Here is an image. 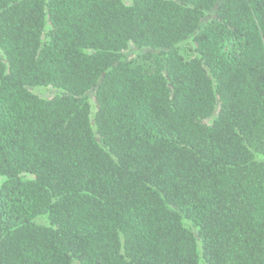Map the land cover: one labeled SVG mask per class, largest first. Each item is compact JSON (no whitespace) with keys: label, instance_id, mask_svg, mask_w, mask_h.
Listing matches in <instances>:
<instances>
[{"label":"trees","instance_id":"1","mask_svg":"<svg viewBox=\"0 0 264 264\" xmlns=\"http://www.w3.org/2000/svg\"><path fill=\"white\" fill-rule=\"evenodd\" d=\"M0 264H264V0H0Z\"/></svg>","mask_w":264,"mask_h":264},{"label":"rangeland","instance_id":"2","mask_svg":"<svg viewBox=\"0 0 264 264\" xmlns=\"http://www.w3.org/2000/svg\"><path fill=\"white\" fill-rule=\"evenodd\" d=\"M34 91L37 94L41 95L42 97H47V98L52 97L55 92L54 88L52 87H43V88L39 87L37 89H34Z\"/></svg>","mask_w":264,"mask_h":264}]
</instances>
